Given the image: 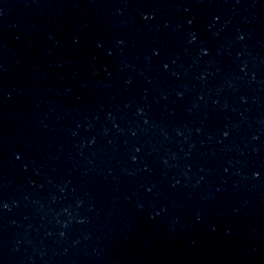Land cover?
<instances>
[{
    "label": "water",
    "instance_id": "95a60500",
    "mask_svg": "<svg viewBox=\"0 0 264 264\" xmlns=\"http://www.w3.org/2000/svg\"><path fill=\"white\" fill-rule=\"evenodd\" d=\"M0 264H264V0H0Z\"/></svg>",
    "mask_w": 264,
    "mask_h": 264
}]
</instances>
